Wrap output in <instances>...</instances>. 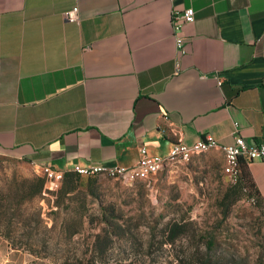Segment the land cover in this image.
<instances>
[{"label": "crops", "instance_id": "1", "mask_svg": "<svg viewBox=\"0 0 264 264\" xmlns=\"http://www.w3.org/2000/svg\"><path fill=\"white\" fill-rule=\"evenodd\" d=\"M187 7L177 69L170 15ZM206 135L222 156L264 140V0H0V153L131 168ZM246 163L264 197V159Z\"/></svg>", "mask_w": 264, "mask_h": 264}, {"label": "rangeland", "instance_id": "2", "mask_svg": "<svg viewBox=\"0 0 264 264\" xmlns=\"http://www.w3.org/2000/svg\"><path fill=\"white\" fill-rule=\"evenodd\" d=\"M216 146L71 184L0 153V264H264V197L225 210L236 178Z\"/></svg>", "mask_w": 264, "mask_h": 264}, {"label": "built area", "instance_id": "3", "mask_svg": "<svg viewBox=\"0 0 264 264\" xmlns=\"http://www.w3.org/2000/svg\"><path fill=\"white\" fill-rule=\"evenodd\" d=\"M63 17L67 22H77L79 20L78 8L75 6L63 13ZM194 21V10L191 7L184 8L183 10H173L170 15V25L172 29L174 44H175V64L178 69V59L186 53V37L183 34V27ZM221 84V80L218 82ZM216 143L212 136L206 135L202 139H198L191 145L175 142L171 145L167 153H178L181 156L185 152L191 151L196 146H207V144ZM229 154L228 172L231 178H237L239 173V160L242 158L247 161L254 159H264V140L248 144L240 135L235 136L234 144L225 146ZM165 156V155H164ZM164 156L148 154L145 148L140 149V158L138 162L131 168H124L119 166L105 167L101 165H88L79 166L75 165L72 172L80 176H94L95 168H111L110 177L123 173L126 170L145 172L147 177L152 175L161 165ZM65 172L54 169L50 166H44V178L46 181L58 184L63 179Z\"/></svg>", "mask_w": 264, "mask_h": 264}, {"label": "trees", "instance_id": "4", "mask_svg": "<svg viewBox=\"0 0 264 264\" xmlns=\"http://www.w3.org/2000/svg\"><path fill=\"white\" fill-rule=\"evenodd\" d=\"M238 168L239 173L236 178V181L226 190L221 200V204L225 207V210H228L230 205L233 204L234 201L239 198V192L245 193L251 199H253V197H255L257 200L263 199V196L259 194L258 190L256 189L253 183L249 170L247 169V163H239ZM79 177L80 175L69 171L64 173L63 181L65 183L71 184ZM46 184L48 183L46 182Z\"/></svg>", "mask_w": 264, "mask_h": 264}, {"label": "bare ground", "instance_id": "5", "mask_svg": "<svg viewBox=\"0 0 264 264\" xmlns=\"http://www.w3.org/2000/svg\"><path fill=\"white\" fill-rule=\"evenodd\" d=\"M216 143H211V144H207V146H196L195 148H192L191 151H187L185 152V155L181 156V154L178 153H169V157L170 158H175V159H180L183 161H187L190 159L191 155L197 151V150H204V149H208V148H212L213 146H215ZM224 153H225V157L226 160L229 164V154L228 151L226 150V148H223ZM167 160V159H166ZM165 159L163 158V161L160 165V167L154 172L156 173L157 171L161 170V168L165 165ZM110 174L111 175V168H95L94 169V175L95 174ZM130 173L131 175H139V174H145V172H141V171H133V170H126L123 173H120L119 175H123V174H127Z\"/></svg>", "mask_w": 264, "mask_h": 264}]
</instances>
